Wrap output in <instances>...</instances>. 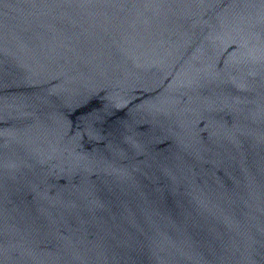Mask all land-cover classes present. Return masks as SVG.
<instances>
[{
    "label": "water",
    "instance_id": "water-1",
    "mask_svg": "<svg viewBox=\"0 0 264 264\" xmlns=\"http://www.w3.org/2000/svg\"><path fill=\"white\" fill-rule=\"evenodd\" d=\"M0 264H264V0H0Z\"/></svg>",
    "mask_w": 264,
    "mask_h": 264
}]
</instances>
